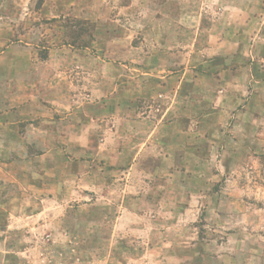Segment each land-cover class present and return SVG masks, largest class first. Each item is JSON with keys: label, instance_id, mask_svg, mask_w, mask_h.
I'll list each match as a JSON object with an SVG mask.
<instances>
[{"label": "rangeland", "instance_id": "rangeland-1", "mask_svg": "<svg viewBox=\"0 0 264 264\" xmlns=\"http://www.w3.org/2000/svg\"><path fill=\"white\" fill-rule=\"evenodd\" d=\"M0 264H264V0H0Z\"/></svg>", "mask_w": 264, "mask_h": 264}, {"label": "crops", "instance_id": "crops-1", "mask_svg": "<svg viewBox=\"0 0 264 264\" xmlns=\"http://www.w3.org/2000/svg\"><path fill=\"white\" fill-rule=\"evenodd\" d=\"M200 103H204V102L201 100ZM207 123L208 121H205V120L202 122V124H207Z\"/></svg>", "mask_w": 264, "mask_h": 264}]
</instances>
